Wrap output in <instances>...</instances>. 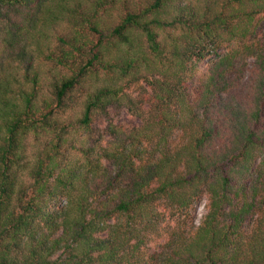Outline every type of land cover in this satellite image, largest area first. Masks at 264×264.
<instances>
[{
	"label": "trees",
	"instance_id": "obj_1",
	"mask_svg": "<svg viewBox=\"0 0 264 264\" xmlns=\"http://www.w3.org/2000/svg\"><path fill=\"white\" fill-rule=\"evenodd\" d=\"M0 264H264V0H0Z\"/></svg>",
	"mask_w": 264,
	"mask_h": 264
},
{
	"label": "rangeland",
	"instance_id": "obj_2",
	"mask_svg": "<svg viewBox=\"0 0 264 264\" xmlns=\"http://www.w3.org/2000/svg\"><path fill=\"white\" fill-rule=\"evenodd\" d=\"M206 68H207V64H202L201 67H200V70H201V74H203L205 71H206ZM191 95L194 96L195 93L193 91V89H191ZM114 121L117 123V124H124V125H132V126H137V125H140V121L139 120H133L131 118V116L126 112H122L119 116H117ZM106 120H103L102 121V127H104L106 125ZM205 203L206 201H204L203 203H201L198 208H197V212H198V218L200 219L201 216L205 213Z\"/></svg>",
	"mask_w": 264,
	"mask_h": 264
}]
</instances>
